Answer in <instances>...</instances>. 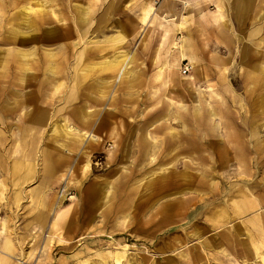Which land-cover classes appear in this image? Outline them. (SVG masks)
<instances>
[{
    "label": "rangeland",
    "instance_id": "374dc122",
    "mask_svg": "<svg viewBox=\"0 0 264 264\" xmlns=\"http://www.w3.org/2000/svg\"><path fill=\"white\" fill-rule=\"evenodd\" d=\"M0 61V264H264V0H0Z\"/></svg>",
    "mask_w": 264,
    "mask_h": 264
},
{
    "label": "crops",
    "instance_id": "0c3cea01",
    "mask_svg": "<svg viewBox=\"0 0 264 264\" xmlns=\"http://www.w3.org/2000/svg\"><path fill=\"white\" fill-rule=\"evenodd\" d=\"M100 124V123H99ZM98 124V125H99ZM19 158V157H18ZM47 158V157H46ZM61 159H66V158H64V157H61ZM67 160V159H66ZM33 161L34 160H32V161H30V160H27V159H25V158H23V157H21V158H19V159H17L16 158V163H15V165H14V167H15V172H12V174H11V176L12 177H15L16 178V181H17V183H15L14 184V186L15 187H18L19 189V191H18V193L20 192L21 193V189H22V186L25 184V183H27L28 181H30L31 179H34L36 176H35V174L36 173H34V171L32 170V168H33ZM48 161V160H47ZM52 161V160H51ZM50 161V162H51ZM59 161H60V159H59ZM58 161V162H59ZM62 161H64V160H62ZM13 162V161H12ZM4 163H8V162H6L5 161V159H4ZM67 163H68V160H67ZM67 163H63L62 164V166L58 169V170H56V172H53V173H47L46 172V169H44V172H45V174H47V175H49V176H54V175H56V173L59 171V170H61V171H63V169H64V167H65V165H67ZM46 165H47V163H46ZM12 167H13V165H12ZM24 167H26V168H24ZM25 169L26 170H29L28 172H26L25 173ZM24 171V172H23ZM30 175V176H29ZM46 175V176H47ZM28 176V177H27ZM42 192V190L40 189V188H33V189H31L30 190V194H33V193H35L34 195H35V197L34 198H36V200H38L39 199V194L40 193H38V192ZM39 202H41V198L38 200ZM38 205H40V204H38L37 203V205L35 206L36 208L38 207Z\"/></svg>",
    "mask_w": 264,
    "mask_h": 264
},
{
    "label": "bare ground",
    "instance_id": "6f19581e",
    "mask_svg": "<svg viewBox=\"0 0 264 264\" xmlns=\"http://www.w3.org/2000/svg\"><path fill=\"white\" fill-rule=\"evenodd\" d=\"M243 8V7H242ZM243 10V9H242ZM244 17V16H243ZM82 23H84V20L82 21ZM33 37L31 36V35H21V37H20V39H18L20 42H24L26 39L28 40V39H32ZM1 62L2 61H0V66H1ZM159 101H160V99H159ZM175 104V103H174ZM171 110V109H170ZM172 111V110H171ZM175 112V111H174ZM186 111H184L183 113H180V114H176V116L174 115V118H175V120H179V121H181L182 120V122H183V124H184V126H186L187 128H188V130L189 129H191V127L188 125V124H193V121H192V119H187V122L185 121V117H186V113H185ZM185 113V114H184ZM162 115V114H161ZM160 115V116H161ZM189 116V115H188ZM154 117H156V116H154ZM189 118V117H188ZM156 119H159V118H157L156 117ZM173 119V118H172ZM160 120V119H159ZM163 120V119H162ZM147 121V120H146ZM146 121H144V125H146ZM158 121V120H157ZM159 123V122H158ZM143 124V123H142ZM157 124V123H156ZM154 125V124H153ZM147 130V129H146ZM174 134L172 133L170 136H171V140H172V136H173ZM142 136H143V138H142ZM97 138L96 137V135H93L91 138ZM139 138H141V140L142 141H145L146 142V140H148V137H147V135H144V134H140V137ZM139 138L137 137V140H139ZM98 139V138H97ZM96 139V140H97ZM140 140V141H141ZM141 144V143H140ZM148 145H150V144H148ZM155 145V144H154ZM147 144H143V146H142V149L140 148V156H144V155H146L147 153H148V150H146L147 148ZM16 148V147H15ZM191 148V147H190ZM37 149V148H36ZM239 149V148H238ZM17 150V149H16ZM16 150H14L15 152H16ZM18 151V150H17ZM37 152V151H36ZM153 152H154V150H153ZM178 154V153H177ZM40 156V155H39ZM5 158V157H4ZM60 158V157H59ZM138 158H140V157H138ZM7 160V159H6ZM47 160L48 161H45V163H47V165L45 166V169H46V172L47 173H53V172H56V170H58L61 166H62V164L64 163H67V161H66V159H61L60 158V161L58 162L57 160H53L49 155H47ZM52 160V161H51ZM62 160H64V161H62ZM36 161V160H35ZM51 161V162H50ZM36 163V162H35ZM24 168H26V167H24ZM24 172V171H23ZM30 176V175H29ZM28 177V176H27ZM184 178H185V180L188 178L187 176H184ZM167 185V184H166ZM41 186H43V184H41ZM163 187V186H162ZM45 188V187H44ZM23 189V188H22ZM42 190V189H41ZM22 191V190H21ZM178 192H181V191H178ZM177 192V193H178ZM38 193H42L41 191L40 192H38ZM33 195H34V193H33ZM103 196H104V194H103ZM40 197H41V195H40ZM43 197V196H42ZM106 197H108V195L106 194ZM39 200V199H38ZM42 201V200H41ZM37 202V201H36ZM41 204V203H40ZM40 207V206H39ZM44 207V206H43ZM42 207V208H43ZM42 210V209H41ZM119 258V257H118Z\"/></svg>",
    "mask_w": 264,
    "mask_h": 264
}]
</instances>
